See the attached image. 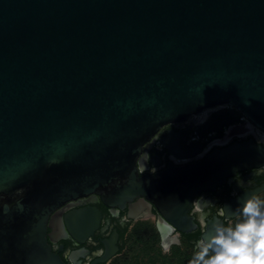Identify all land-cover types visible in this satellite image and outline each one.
<instances>
[{
    "label": "water",
    "instance_id": "1",
    "mask_svg": "<svg viewBox=\"0 0 264 264\" xmlns=\"http://www.w3.org/2000/svg\"><path fill=\"white\" fill-rule=\"evenodd\" d=\"M217 103L264 131V0H0V264H65L49 216L91 193L119 208L149 199L171 224L164 243L193 228V196L263 166L264 147L234 142L142 177L136 160L161 126ZM97 220L64 216L79 241Z\"/></svg>",
    "mask_w": 264,
    "mask_h": 264
},
{
    "label": "flooded vegetation",
    "instance_id": "2",
    "mask_svg": "<svg viewBox=\"0 0 264 264\" xmlns=\"http://www.w3.org/2000/svg\"><path fill=\"white\" fill-rule=\"evenodd\" d=\"M247 140L264 147V131L227 103L207 106L187 119L161 126L142 146L136 160L138 175L151 176L170 165L198 162L215 148ZM261 169L264 165L238 171L213 190L198 192L188 211L195 226L186 232L173 228L165 243L159 224H171L149 199L136 196L119 208L105 205L95 193L69 199L53 210L48 220V242L65 264H145L156 258L159 251L171 255L178 247L184 250L190 245L196 250L195 243L209 222L235 221V217H219L218 213L225 203L264 183ZM258 194L264 198V191ZM197 207L200 212L196 211ZM85 208L95 209L98 220L92 232L79 241L67 231L64 216ZM202 213L206 217L204 223H201ZM88 219L86 224L90 222Z\"/></svg>",
    "mask_w": 264,
    "mask_h": 264
},
{
    "label": "clouds",
    "instance_id": "3",
    "mask_svg": "<svg viewBox=\"0 0 264 264\" xmlns=\"http://www.w3.org/2000/svg\"><path fill=\"white\" fill-rule=\"evenodd\" d=\"M23 191L17 190L18 194ZM196 211L201 209L197 207ZM231 211L235 221L215 222L211 233L206 232L196 241V250L187 264H264V198L253 193ZM218 216L224 217L225 211L221 210ZM205 220L202 213L201 223Z\"/></svg>",
    "mask_w": 264,
    "mask_h": 264
},
{
    "label": "trees",
    "instance_id": "4",
    "mask_svg": "<svg viewBox=\"0 0 264 264\" xmlns=\"http://www.w3.org/2000/svg\"><path fill=\"white\" fill-rule=\"evenodd\" d=\"M194 251L192 245L184 250L178 247L171 255H163L159 251L156 253L158 255L156 258H151L149 263L146 262L145 264H187Z\"/></svg>",
    "mask_w": 264,
    "mask_h": 264
},
{
    "label": "rangeland",
    "instance_id": "5",
    "mask_svg": "<svg viewBox=\"0 0 264 264\" xmlns=\"http://www.w3.org/2000/svg\"><path fill=\"white\" fill-rule=\"evenodd\" d=\"M135 264V263H134Z\"/></svg>",
    "mask_w": 264,
    "mask_h": 264
}]
</instances>
